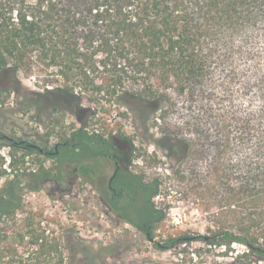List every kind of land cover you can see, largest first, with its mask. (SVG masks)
<instances>
[{"label":"trees","instance_id":"16d2710c","mask_svg":"<svg viewBox=\"0 0 264 264\" xmlns=\"http://www.w3.org/2000/svg\"><path fill=\"white\" fill-rule=\"evenodd\" d=\"M6 71L40 76L38 99L54 109L49 116L70 113L81 125L69 137L61 129V143L82 141V152L101 140L128 145L131 157L135 152L125 134L86 130L96 120L95 105L130 111L168 105L172 110L159 117L161 148L188 158L202 143L210 154L207 173L192 179L196 189L206 185L216 206L200 239L215 248L243 245L264 261V0H0V74ZM139 120L147 125L150 113ZM180 128L194 131L197 141L178 139ZM50 137L44 144L0 134V148L42 154ZM70 152L55 159L62 166L80 161L77 149ZM73 171L41 169L22 178L39 187L66 184L77 176ZM80 172L92 181L89 165ZM129 174V190L138 185L145 195L144 216L151 218L140 228L151 241L153 229L166 230L169 221L152 204L160 183ZM11 176L0 166V264H106L111 249L82 252L72 230L57 233L55 220L42 226L31 214L18 225L25 187ZM191 239L169 237L157 246Z\"/></svg>","mask_w":264,"mask_h":264},{"label":"rangeland","instance_id":"374dc122","mask_svg":"<svg viewBox=\"0 0 264 264\" xmlns=\"http://www.w3.org/2000/svg\"><path fill=\"white\" fill-rule=\"evenodd\" d=\"M7 88L8 91H4ZM0 91V134L7 138L17 142L25 139L39 140L46 144V138L43 137L51 133L48 143L49 147H53L64 139L58 133L61 129L66 131L65 137H69L81 127L77 118L70 113L49 116L54 109L48 107L45 100L38 99L44 88L37 74L6 71L0 74ZM165 105L152 104L148 108L141 106L132 111L115 104L95 105L91 109L96 114V120L88 127L90 133L98 132L104 137H108L112 131L130 137L135 152L132 153L129 171L141 176L144 182L157 180L160 183L159 193L152 199V204L156 210L162 211L169 221L166 230L153 229V242L147 239L146 233L140 228L151 218L150 215L144 216L149 212L148 209L141 208L140 203L131 207L130 218H115L107 204L97 196V189L92 186V181L82 178L81 175L70 179L66 184L51 181L40 187L35 180L22 178L23 173L41 169L53 174L58 168L71 172L78 167V160L62 166L59 161L44 154L26 153L20 149L1 146L0 166L8 173L12 171L19 180L23 179L22 186L25 187L22 192L25 207L16 215L18 225L31 214L38 215L42 226L49 219L55 220L59 224L54 226L57 233H63L66 229L72 230L82 252L99 253L105 248L111 249L106 264H264V261L258 262L257 257L243 245L234 244L230 249L215 248L200 239V236L208 235L206 229L209 213L215 211L216 206H212V201L206 198L209 193L206 194L204 189L206 185L203 183L201 188L196 189L192 179L194 173H207L210 154L202 143L193 145L196 153L188 158H182L177 148L172 151L161 148L158 142L161 138L159 117L166 110H172ZM145 112H149L151 117L147 125L139 120ZM173 127L177 129L181 125L177 123ZM180 133L178 139L197 141L198 136L192 130L180 128ZM124 152L125 149H122L118 153L122 162ZM63 153L64 151H61L60 156ZM129 155L131 156L130 151ZM13 160L15 164L11 168L9 165ZM104 167L110 168L107 164H104ZM3 181L5 178L1 183ZM100 212L109 215L115 226L128 221L136 231L108 243L79 236L73 221L84 220L96 224L97 214ZM184 235L192 237L186 244L181 242L175 248L165 250L158 247L169 237Z\"/></svg>","mask_w":264,"mask_h":264},{"label":"flooded vegetation","instance_id":"af4514ba","mask_svg":"<svg viewBox=\"0 0 264 264\" xmlns=\"http://www.w3.org/2000/svg\"><path fill=\"white\" fill-rule=\"evenodd\" d=\"M93 146V150L82 152L84 151L85 144L82 141L79 142L71 139L66 143L54 145V151H52V147H47L41 153L55 159L61 154V151L69 150L70 152L73 148L77 149L82 156L80 161H78V167L74 169L73 173L75 175H81V166L84 164L91 165L94 169L91 176V183L97 189V196L107 204L115 218H130L132 206L140 203L141 208H143L142 204L145 195L140 191L141 188L138 185L132 190L133 193L129 190L128 183L131 180V176L128 166L132 162L131 156L129 155V146L123 143L112 144L111 142L102 140ZM122 149H125L123 162L118 154ZM104 164H107L111 170L110 168H105Z\"/></svg>","mask_w":264,"mask_h":264},{"label":"built area","instance_id":"2783aa9c","mask_svg":"<svg viewBox=\"0 0 264 264\" xmlns=\"http://www.w3.org/2000/svg\"><path fill=\"white\" fill-rule=\"evenodd\" d=\"M32 79L35 80L34 77ZM86 186L88 187L89 185ZM73 222L79 236L101 243L111 242L115 238L136 231L133 224L128 221H124L119 226H115L113 219L104 212L97 214L96 224L84 220H74Z\"/></svg>","mask_w":264,"mask_h":264},{"label":"water","instance_id":"95a60500","mask_svg":"<svg viewBox=\"0 0 264 264\" xmlns=\"http://www.w3.org/2000/svg\"><path fill=\"white\" fill-rule=\"evenodd\" d=\"M152 242L154 241V240H151Z\"/></svg>","mask_w":264,"mask_h":264}]
</instances>
